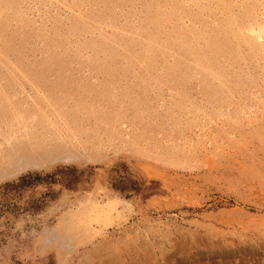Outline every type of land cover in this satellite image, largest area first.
<instances>
[{
	"label": "rangeland",
	"instance_id": "1",
	"mask_svg": "<svg viewBox=\"0 0 264 264\" xmlns=\"http://www.w3.org/2000/svg\"><path fill=\"white\" fill-rule=\"evenodd\" d=\"M0 264H264V0H0Z\"/></svg>",
	"mask_w": 264,
	"mask_h": 264
},
{
	"label": "trees",
	"instance_id": "2",
	"mask_svg": "<svg viewBox=\"0 0 264 264\" xmlns=\"http://www.w3.org/2000/svg\"><path fill=\"white\" fill-rule=\"evenodd\" d=\"M31 176H32V174H30L28 172L23 173V174L19 175L16 180L3 182L2 187L12 188V189L18 188V187L22 186L25 182L29 181L28 179H30ZM33 176L35 179H37L39 177L37 173H33ZM38 206H39V204H38Z\"/></svg>",
	"mask_w": 264,
	"mask_h": 264
},
{
	"label": "bare ground",
	"instance_id": "3",
	"mask_svg": "<svg viewBox=\"0 0 264 264\" xmlns=\"http://www.w3.org/2000/svg\"><path fill=\"white\" fill-rule=\"evenodd\" d=\"M31 164V163H30Z\"/></svg>",
	"mask_w": 264,
	"mask_h": 264
}]
</instances>
